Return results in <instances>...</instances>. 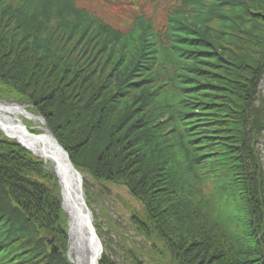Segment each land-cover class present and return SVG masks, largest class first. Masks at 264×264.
I'll use <instances>...</instances> for the list:
<instances>
[{
	"label": "trees",
	"instance_id": "obj_1",
	"mask_svg": "<svg viewBox=\"0 0 264 264\" xmlns=\"http://www.w3.org/2000/svg\"><path fill=\"white\" fill-rule=\"evenodd\" d=\"M180 5L160 28L142 7L123 33L70 0H0V101L46 121L89 206L92 181L127 191L158 258L131 264H264V0ZM60 204L55 176L0 132V264H70Z\"/></svg>",
	"mask_w": 264,
	"mask_h": 264
},
{
	"label": "rangeland",
	"instance_id": "obj_2",
	"mask_svg": "<svg viewBox=\"0 0 264 264\" xmlns=\"http://www.w3.org/2000/svg\"><path fill=\"white\" fill-rule=\"evenodd\" d=\"M70 1L73 8L75 7L78 11L86 12L101 20L103 24L110 25L113 29L121 30L123 33L129 32L131 26L130 18H134L139 14L142 11V7L145 10L146 8L152 7L151 11L154 12L156 18L159 20L158 23H160L156 25V28H160L161 24L166 23V14L173 3L177 9L182 7L180 5L182 0ZM255 97L256 105H260L261 101H264V75L260 79ZM23 124L38 132L39 128L42 127L39 122L34 124L26 119L23 120ZM257 143V151L260 154L261 164H263L264 169V129ZM81 177L83 180L84 176L81 175ZM90 184L91 192L95 193L93 194L95 203L91 206L88 205V207L93 215V224L97 223L102 228V235L104 236L101 237V244L104 255H109L115 264H131L133 261L131 255L137 258L140 257L145 262H149L150 259L148 258L151 257L154 263H158V258L153 253L152 255L149 253V244L144 241L142 236L134 233L131 224L128 222L129 214L125 211L124 205H135V203L131 201L127 191L123 187L112 186L106 183L96 184L92 181ZM87 194L85 193L86 201L88 200ZM88 196H92V194L89 193ZM110 225L115 228L116 235L108 228ZM68 241L69 239L65 246L66 259ZM48 247L50 249L49 245ZM58 252L51 253L57 254Z\"/></svg>",
	"mask_w": 264,
	"mask_h": 264
},
{
	"label": "water",
	"instance_id": "obj_3",
	"mask_svg": "<svg viewBox=\"0 0 264 264\" xmlns=\"http://www.w3.org/2000/svg\"><path fill=\"white\" fill-rule=\"evenodd\" d=\"M23 109V108H21ZM43 126L41 134L34 135L27 130L21 122L15 124H8L0 120V131L3 132L9 139L16 140V142L27 153H30L23 146V142H31L36 145L37 152L41 153L42 159H49V172L56 177L58 188L61 194L62 211L67 216V237L72 233H76L77 228L81 231L84 237L85 247L88 250V264H99L102 260V246L99 236H97L95 226L93 225V215L86 204L85 193L83 192L82 177L77 172L70 162L68 154L62 149L54 138L52 132L48 129L46 122L37 117ZM7 133V134H6ZM33 155L32 153H30ZM34 156V155H33ZM43 160V163L45 161ZM46 169V163H45ZM66 207V208H65ZM78 224V226H77ZM71 238L67 244L66 257L73 264L68 256ZM51 252H58V248L54 245V239L48 241ZM75 264V263H74Z\"/></svg>",
	"mask_w": 264,
	"mask_h": 264
},
{
	"label": "bare ground",
	"instance_id": "obj_4",
	"mask_svg": "<svg viewBox=\"0 0 264 264\" xmlns=\"http://www.w3.org/2000/svg\"><path fill=\"white\" fill-rule=\"evenodd\" d=\"M25 119L33 122L34 124L39 122L37 119L33 118L32 115L26 114V110H23L16 105L4 103L0 104V120L2 122H7L8 124L13 125L17 122L23 123V120ZM23 146L25 148L27 147L28 151L35 157L42 159L41 153L37 152L36 145L27 141L26 143L23 142ZM44 161L46 165L49 166V159H45ZM69 237L71 238V241L68 256L72 260L73 264H88V250L87 247H85L84 237L81 235V231L77 228L76 233H72V235L70 234Z\"/></svg>",
	"mask_w": 264,
	"mask_h": 264
}]
</instances>
